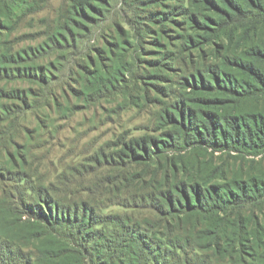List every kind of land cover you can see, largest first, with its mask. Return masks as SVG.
Listing matches in <instances>:
<instances>
[{
  "label": "trees",
  "instance_id": "obj_1",
  "mask_svg": "<svg viewBox=\"0 0 264 264\" xmlns=\"http://www.w3.org/2000/svg\"><path fill=\"white\" fill-rule=\"evenodd\" d=\"M104 1L72 0V15L93 17ZM34 3L0 0V33L38 11ZM191 7L189 42L199 49L221 39L217 61L176 88L156 84L152 126L92 159L119 171L92 188L105 194L102 208L44 186L23 206L9 205L0 264H264V226L255 215L264 177L214 164L215 153L264 152V0H192ZM109 206L124 212L106 213Z\"/></svg>",
  "mask_w": 264,
  "mask_h": 264
},
{
  "label": "rangeland",
  "instance_id": "obj_2",
  "mask_svg": "<svg viewBox=\"0 0 264 264\" xmlns=\"http://www.w3.org/2000/svg\"><path fill=\"white\" fill-rule=\"evenodd\" d=\"M32 1L38 11L0 33L3 235L8 206L34 198L39 186L102 208L105 194L94 185L119 171L92 159L113 154L112 144L124 134L143 135L139 128L152 126L159 110L154 86L176 88L181 77L214 64L215 44H222L215 38L198 49L189 42L192 0H105L93 17L72 15V0ZM214 164L264 177V152L215 153ZM105 212L124 211L109 206ZM255 215L264 226V206Z\"/></svg>",
  "mask_w": 264,
  "mask_h": 264
}]
</instances>
